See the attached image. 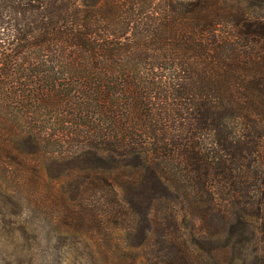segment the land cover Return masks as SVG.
<instances>
[{
    "label": "trees",
    "instance_id": "1",
    "mask_svg": "<svg viewBox=\"0 0 264 264\" xmlns=\"http://www.w3.org/2000/svg\"><path fill=\"white\" fill-rule=\"evenodd\" d=\"M50 148L108 170L153 264H264V7L0 0V150Z\"/></svg>",
    "mask_w": 264,
    "mask_h": 264
},
{
    "label": "rangeland",
    "instance_id": "2",
    "mask_svg": "<svg viewBox=\"0 0 264 264\" xmlns=\"http://www.w3.org/2000/svg\"><path fill=\"white\" fill-rule=\"evenodd\" d=\"M246 1L264 7V0ZM65 154L62 148L0 150V264H153L136 234L143 221L113 219L116 194L92 188L90 181L99 178L115 184L108 170L85 159V152ZM183 228L190 250L197 251L194 224ZM218 244L206 243L205 264L215 260Z\"/></svg>",
    "mask_w": 264,
    "mask_h": 264
}]
</instances>
